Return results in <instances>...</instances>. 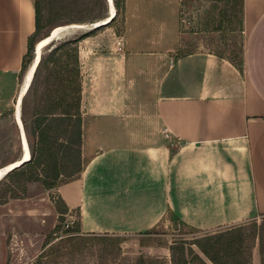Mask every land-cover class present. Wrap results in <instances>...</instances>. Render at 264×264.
Returning <instances> with one entry per match:
<instances>
[{
    "label": "crops",
    "instance_id": "crops-1",
    "mask_svg": "<svg viewBox=\"0 0 264 264\" xmlns=\"http://www.w3.org/2000/svg\"><path fill=\"white\" fill-rule=\"evenodd\" d=\"M240 1L239 65L190 42L178 0H124L122 34L106 25L79 42L93 150L51 188L60 209L39 192L0 202V264L35 258L61 215L90 237L144 236L168 212L200 233L264 215V0ZM34 28V0H0V92L10 83L18 94Z\"/></svg>",
    "mask_w": 264,
    "mask_h": 264
},
{
    "label": "rangeland",
    "instance_id": "rangeland-1",
    "mask_svg": "<svg viewBox=\"0 0 264 264\" xmlns=\"http://www.w3.org/2000/svg\"><path fill=\"white\" fill-rule=\"evenodd\" d=\"M37 1L41 9L42 33H48L56 26L71 23L92 24L105 18L102 17L105 13L108 15L106 0ZM178 5L180 24L188 34L192 35L190 42H203L208 47L226 54L235 63L240 62L243 36L240 0H178ZM145 14L142 12V17ZM123 21L124 15L121 12L108 26L114 28L116 35H120L124 30ZM105 26L96 29L93 27L69 29L54 39L52 46L48 45L49 43L43 46L41 53H47L60 42L82 37L77 42L79 50V42L83 38L98 35ZM176 53L180 54L182 51ZM34 55L35 51L32 50V56ZM52 67L51 61L46 60L37 75L35 87L22 98L21 114L23 112L24 118L22 122L30 148L31 164L24 165L18 174L13 172L0 180V202L8 198H23L39 192L45 194L57 210L60 209L54 190L47 188L43 181L47 180V183L54 181L58 184L75 178L93 150L92 144L88 149L84 148L82 133L80 140L72 132L63 135L64 125H60L55 133H50L43 146L38 141L33 126L34 111L41 99L40 93L44 90V78ZM25 71L19 74L18 84H21ZM9 84L6 83L5 90L2 89L3 92H0V98L5 100L4 102L8 101L6 106H2V101L0 105V166L17 160L22 152L19 128L13 118L17 93L13 92L15 89ZM41 147L45 150H41L43 153L38 157L40 165H37L36 154L40 155ZM32 151L35 154H32ZM55 167L63 174L57 180H52V170ZM51 214L54 213L51 212ZM67 219L65 216L54 218L50 230L45 233L42 249L32 260L26 259L27 264H141L142 259L145 260L143 264L150 260L152 263L149 264H181L182 259L179 253L181 245H184L187 260L191 257V253H198L203 257L195 244L197 239L221 230L200 233L190 230L173 217H166L144 236H75L73 231H69L74 227V222L69 228L63 226ZM253 223L257 226L254 227ZM241 224H243L241 232L245 234L243 243L246 248L245 255L248 256L251 252V264H260L259 238L264 237V215L256 216Z\"/></svg>",
    "mask_w": 264,
    "mask_h": 264
},
{
    "label": "trees",
    "instance_id": "trees-1",
    "mask_svg": "<svg viewBox=\"0 0 264 264\" xmlns=\"http://www.w3.org/2000/svg\"><path fill=\"white\" fill-rule=\"evenodd\" d=\"M113 3L116 9V15L106 25L110 24L118 14L121 12L123 13L124 0H113ZM34 8L35 28L33 33L28 37L27 51L22 59L20 74L25 71L28 64L33 59L32 50L35 43L39 39L46 37L50 32L42 33L41 9L37 0H34ZM106 16L107 14L105 13L102 17ZM81 38L82 37H78L73 40L60 42L47 53L42 54L32 82L28 88L29 91L31 88L35 87L34 83L36 82L40 69L43 67L46 60L51 61L53 67L44 78V90L40 93L41 99H38V103L36 102L37 104L34 111L33 126L41 146H43L45 140L50 136L49 134L55 133L60 125H64L65 127L62 132L63 135L72 132L78 140L81 138V74L77 49V42ZM53 44L54 42L51 41L48 45L52 46ZM239 64H241V60L238 62V65ZM21 116L22 120H24L23 112ZM41 150L44 151V147L40 148V155L36 154V160L38 159L36 162L37 165H40V158L38 157L43 153ZM32 154H35V152L32 151ZM30 161L29 159L25 164L13 169L6 175L12 174L13 172V174H18L20 172L19 170L22 169L24 165L31 164ZM52 173V180H57L59 176L63 174L56 167L52 170ZM51 182L53 183H47V180L43 181L47 188H53V186L56 185L54 181ZM59 202L60 199L58 200V203ZM61 213L64 214L65 211ZM167 216L171 217L173 215L168 212ZM61 217H63V215H61ZM253 226L256 227V223H253ZM77 228L78 222L76 221L74 222V227L69 231H76ZM241 228H243V224L227 227L217 233L197 239L195 244L212 264H251V252L248 256L245 255L246 248H244L243 245L245 234L241 232ZM190 251L193 252L191 249ZM179 253L180 259H182L181 264H208L198 253H191V257L187 260L185 258L184 245H181L179 248ZM259 254L260 264H264V237L261 236L259 238ZM142 262L143 259L140 260V263Z\"/></svg>",
    "mask_w": 264,
    "mask_h": 264
},
{
    "label": "bare ground",
    "instance_id": "bare-ground-1",
    "mask_svg": "<svg viewBox=\"0 0 264 264\" xmlns=\"http://www.w3.org/2000/svg\"><path fill=\"white\" fill-rule=\"evenodd\" d=\"M106 2H107L108 10L110 11V13L108 12V15L105 18L98 20L97 22L95 21L96 23H94V24L109 23L111 21L109 18L110 15L115 16V7H114L113 0H106ZM87 27H93V26H92V24H82V23H71V24H67V25L56 26L55 28L52 29L51 36H50V34H48L46 37L39 39L35 43V46H34L35 47V55H34L32 61L30 62V64L28 65V67L24 73V78H23V81L21 83L20 89H19L17 97H16V102H15L14 116H15L17 126L19 128V136H20V144H21L22 152H21L20 157L17 160H14V161L0 167V180L8 172H10L13 169L25 164V162L29 161V159L31 158L28 140H27L26 134L24 132L23 122H22L21 115H20L21 114L20 108H21L22 98L27 93L28 88L32 82L33 77H34V73L36 71L38 63L40 62L41 54H42L41 51H42L43 46L50 43L52 40L57 39L59 36H61V33L65 32L69 29H83V28L85 29Z\"/></svg>",
    "mask_w": 264,
    "mask_h": 264
},
{
    "label": "water",
    "instance_id": "water-1",
    "mask_svg": "<svg viewBox=\"0 0 264 264\" xmlns=\"http://www.w3.org/2000/svg\"><path fill=\"white\" fill-rule=\"evenodd\" d=\"M108 2V1H107ZM108 12L110 13V11L108 10ZM113 15H110V20H112L113 19ZM94 23H96V22H93L92 23V26H93V28H98V27H101V26H103V25H106L107 23H99V24H94ZM51 32H52V30H50V32H49V34H50V36H51ZM53 41V40H52ZM33 50L35 51V47H33Z\"/></svg>",
    "mask_w": 264,
    "mask_h": 264
},
{
    "label": "built area",
    "instance_id": "built-area-1",
    "mask_svg": "<svg viewBox=\"0 0 264 264\" xmlns=\"http://www.w3.org/2000/svg\"><path fill=\"white\" fill-rule=\"evenodd\" d=\"M72 224H73V221L67 220L63 223V226H64V228H69V227H71Z\"/></svg>",
    "mask_w": 264,
    "mask_h": 264
}]
</instances>
